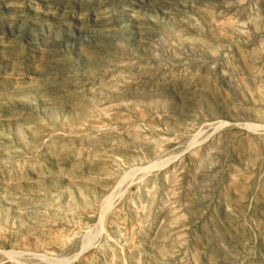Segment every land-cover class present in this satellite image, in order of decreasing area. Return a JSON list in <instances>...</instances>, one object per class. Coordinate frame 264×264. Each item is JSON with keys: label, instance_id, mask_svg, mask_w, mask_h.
Here are the masks:
<instances>
[{"label": "rangeland", "instance_id": "1", "mask_svg": "<svg viewBox=\"0 0 264 264\" xmlns=\"http://www.w3.org/2000/svg\"><path fill=\"white\" fill-rule=\"evenodd\" d=\"M0 264H264V0H0Z\"/></svg>", "mask_w": 264, "mask_h": 264}]
</instances>
